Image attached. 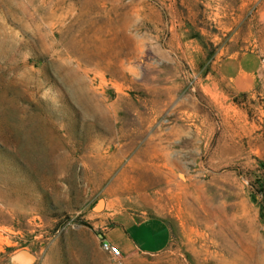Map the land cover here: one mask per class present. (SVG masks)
Listing matches in <instances>:
<instances>
[{
    "label": "rangeland",
    "instance_id": "rangeland-1",
    "mask_svg": "<svg viewBox=\"0 0 264 264\" xmlns=\"http://www.w3.org/2000/svg\"><path fill=\"white\" fill-rule=\"evenodd\" d=\"M250 50L264 0H0V264H264V70L216 71ZM122 211L168 245L104 249Z\"/></svg>",
    "mask_w": 264,
    "mask_h": 264
},
{
    "label": "crops",
    "instance_id": "crops-1",
    "mask_svg": "<svg viewBox=\"0 0 264 264\" xmlns=\"http://www.w3.org/2000/svg\"><path fill=\"white\" fill-rule=\"evenodd\" d=\"M263 70L262 55L252 50L224 55L216 63L220 79L238 93L251 90ZM170 236V227L163 218L146 216L136 219L128 211L112 217V224L100 234L102 241L113 245L124 255L136 251L158 253L168 245Z\"/></svg>",
    "mask_w": 264,
    "mask_h": 264
},
{
    "label": "built area",
    "instance_id": "built-area-1",
    "mask_svg": "<svg viewBox=\"0 0 264 264\" xmlns=\"http://www.w3.org/2000/svg\"><path fill=\"white\" fill-rule=\"evenodd\" d=\"M262 61L264 62V57H262ZM102 247L106 250H108L109 252H111L114 256H118L120 255L118 249L116 247H114L113 245L102 241Z\"/></svg>",
    "mask_w": 264,
    "mask_h": 264
},
{
    "label": "trees",
    "instance_id": "trees-1",
    "mask_svg": "<svg viewBox=\"0 0 264 264\" xmlns=\"http://www.w3.org/2000/svg\"><path fill=\"white\" fill-rule=\"evenodd\" d=\"M264 210V203L261 205V211ZM261 217H263V212L261 213Z\"/></svg>",
    "mask_w": 264,
    "mask_h": 264
}]
</instances>
